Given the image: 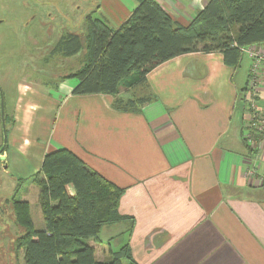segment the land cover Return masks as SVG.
Segmentation results:
<instances>
[{"label": "crops", "instance_id": "obj_1", "mask_svg": "<svg viewBox=\"0 0 264 264\" xmlns=\"http://www.w3.org/2000/svg\"><path fill=\"white\" fill-rule=\"evenodd\" d=\"M155 1L187 26L209 0ZM137 5L106 0L102 20L119 28ZM248 80L222 53L181 55L135 94L121 88L120 98L148 99L138 112L116 110L111 95H73L77 82L19 84L8 168L31 181L46 154L68 149L125 188L119 210L134 224L118 223L128 225L120 244L138 264H264V137L255 147L245 138Z\"/></svg>", "mask_w": 264, "mask_h": 264}, {"label": "trees", "instance_id": "obj_2", "mask_svg": "<svg viewBox=\"0 0 264 264\" xmlns=\"http://www.w3.org/2000/svg\"><path fill=\"white\" fill-rule=\"evenodd\" d=\"M136 1L137 7L119 28L89 15L83 38L67 33L53 46L51 55L63 58L84 52L81 68L61 78H77L73 95H111L116 110L138 112L148 99L120 98L121 88L146 84L147 75L159 65L188 53L219 52L226 65L238 68L242 48L264 43V0H209L187 26L178 25L155 0ZM7 122L5 107V127ZM6 149L7 143L1 154ZM31 182L39 187L44 228L34 227L28 201L12 203L15 222L25 230L17 239L25 264H138L128 242L110 251L105 260L97 258L90 244L100 243L106 225L134 224L119 210L125 188L68 149L46 154Z\"/></svg>", "mask_w": 264, "mask_h": 264}, {"label": "rangeland", "instance_id": "obj_3", "mask_svg": "<svg viewBox=\"0 0 264 264\" xmlns=\"http://www.w3.org/2000/svg\"><path fill=\"white\" fill-rule=\"evenodd\" d=\"M105 1L0 0V90L5 98L8 119H11L9 106L16 97L19 84L27 83L40 89L54 87L63 82L62 76L81 68L84 52L63 58L51 55L50 51L64 34L77 33L83 38L86 18L92 15L102 19L101 8ZM239 68H249L250 72L251 60L246 53ZM69 81L78 84L76 77L65 79V82ZM134 88H122V91L128 97L138 92ZM9 129L10 124L7 122L6 130ZM3 130L0 95L1 150ZM8 157L6 149L0 155V264H25L24 249H18L17 245V239L25 230L15 222L12 203L27 198L32 205L34 227L43 229V216L39 205L35 203L39 187L28 179L23 182L13 179L17 175L12 168H8ZM125 227L122 224L106 225L99 236L100 243H90L95 246L99 260L110 258V251L120 249V242L126 239Z\"/></svg>", "mask_w": 264, "mask_h": 264}, {"label": "built area", "instance_id": "obj_4", "mask_svg": "<svg viewBox=\"0 0 264 264\" xmlns=\"http://www.w3.org/2000/svg\"><path fill=\"white\" fill-rule=\"evenodd\" d=\"M251 60L249 80L245 94V138L259 146L264 137V106L260 101L264 99V50L257 45H250L241 49ZM260 141V142H259Z\"/></svg>", "mask_w": 264, "mask_h": 264}, {"label": "water", "instance_id": "obj_5", "mask_svg": "<svg viewBox=\"0 0 264 264\" xmlns=\"http://www.w3.org/2000/svg\"><path fill=\"white\" fill-rule=\"evenodd\" d=\"M0 95H1V114H2V122H3V132H4V146H3V149L0 151V154L1 152H3L4 148H5V145L7 143V132H6V127H5V98H4V95L2 93V91L0 90Z\"/></svg>", "mask_w": 264, "mask_h": 264}]
</instances>
